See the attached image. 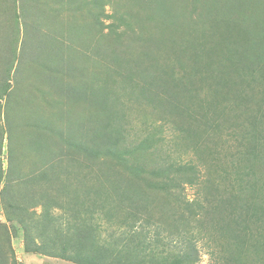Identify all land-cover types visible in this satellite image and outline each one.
<instances>
[{
    "label": "rangeland",
    "instance_id": "obj_1",
    "mask_svg": "<svg viewBox=\"0 0 264 264\" xmlns=\"http://www.w3.org/2000/svg\"><path fill=\"white\" fill-rule=\"evenodd\" d=\"M185 249L264 264V0H0V264Z\"/></svg>",
    "mask_w": 264,
    "mask_h": 264
},
{
    "label": "trees",
    "instance_id": "obj_2",
    "mask_svg": "<svg viewBox=\"0 0 264 264\" xmlns=\"http://www.w3.org/2000/svg\"><path fill=\"white\" fill-rule=\"evenodd\" d=\"M40 25V24H39ZM32 26H36L37 28H38V25H32ZM41 26V25H40ZM51 42H49V40L47 41V43H46V45H48V44H50ZM45 45V44H44ZM48 63V64H47ZM52 63V61H46L45 62V64L46 65H44L43 66V71L45 72L46 71V74H45V76H44V78H46L45 80L46 81H48L49 79H51L50 80V82H52L54 79H53V75L51 76V70L48 68V67H50V64ZM53 71V70H52ZM50 77H52V78H50ZM55 78V77H54ZM4 94H6V93H4ZM7 95V94H6ZM5 100H8V97L5 99ZM113 144H118V143H116V142H114ZM95 153V152H94ZM95 156L97 157V154L95 153ZM132 172L135 174V175H137V173L139 172V170H138V168L137 167H134V168H132ZM257 209H259V208H257ZM43 216H45V217H47L48 218V220H50V218H49V216L47 215V213L46 214H43ZM51 221V220H50ZM25 243H26V248L30 251V250H32V251H37V252H40V245L38 244V243H36V242H34L33 241V236H32V233L30 232V230L28 229V227H26L25 228ZM32 242H34V244L32 245ZM35 243H36V245H35ZM186 249H188V247H186ZM186 249L183 251V253H182V255H180V257H179V260H178V262L180 263V264H195L196 262H198L199 261V255H195V254H191V251L189 252V251H186ZM55 255H56V253H55ZM60 256H62V255H60ZM64 256V255H63ZM70 259H72V258H70ZM74 259V258H73ZM72 259V260H73ZM76 261H79V262H82L83 264H85L86 263V261H81V260H83V258H76L75 259Z\"/></svg>",
    "mask_w": 264,
    "mask_h": 264
}]
</instances>
